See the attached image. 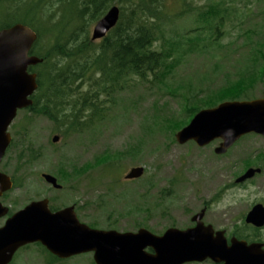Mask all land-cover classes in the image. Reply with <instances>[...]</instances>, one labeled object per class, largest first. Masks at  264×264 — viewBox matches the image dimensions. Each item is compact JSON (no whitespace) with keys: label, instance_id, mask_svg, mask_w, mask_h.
Instances as JSON below:
<instances>
[{"label":"rangeland","instance_id":"rangeland-1","mask_svg":"<svg viewBox=\"0 0 264 264\" xmlns=\"http://www.w3.org/2000/svg\"><path fill=\"white\" fill-rule=\"evenodd\" d=\"M182 1L166 0V3L169 8L179 9ZM193 1L203 4L206 0ZM244 1H239V8L245 16L247 14L248 22H244L242 28L261 26L264 29V0H250L249 7L243 6ZM7 21L10 20L0 16V23ZM94 24L90 27V37ZM246 43L244 36L233 30L220 38V47L214 46L207 52L189 56L166 85L151 86L135 81L130 90L120 94L118 105L106 112L103 121L92 124L81 133L69 132L63 136L50 121L32 116L28 125L29 138L41 153L32 168L35 178L32 177L30 189L11 191L6 205H11L14 210L20 209L36 193L39 197L35 199L53 197L58 205L76 208V201L77 206H81L79 211L85 223L92 217L101 224L106 220L114 222V229L118 231L146 227L160 234L171 222L177 228L186 226L191 214L207 204L204 222L217 230L223 229L228 235L231 229L241 225V218H245L252 204L264 203V137L254 133L244 135L230 148L227 159L219 161L210 147L198 146L192 141L178 143L175 133L180 128L156 129L150 134L145 127L154 123L153 117L162 114H172L176 119H171L172 123L187 124L194 115L187 116L185 110L192 102L200 104L207 96L202 94L187 103L182 93L192 97L199 88L222 89L227 77L234 78L246 66L250 51ZM230 89L227 86L224 91ZM236 91H232L231 96ZM251 93L252 99L264 96V75ZM29 116L31 113L21 109L14 121L24 122ZM54 136H58L57 141L52 140ZM141 140L144 141L142 148L132 152L130 148ZM256 153L260 160L255 159ZM11 157L9 160L15 164L16 153ZM72 165L76 166L75 171L71 169ZM135 166L144 167L142 176L126 179L125 174ZM249 166L263 167V171L249 179L251 182L244 187L227 185ZM43 172L55 177L52 172L59 173L64 191H54L56 189L41 178ZM161 191L169 195L156 208L153 202L159 200ZM165 207L167 213L162 217L160 213ZM14 257L15 264H43L32 250ZM76 260L69 264H86L85 258Z\"/></svg>","mask_w":264,"mask_h":264},{"label":"trees","instance_id":"trees-1","mask_svg":"<svg viewBox=\"0 0 264 264\" xmlns=\"http://www.w3.org/2000/svg\"><path fill=\"white\" fill-rule=\"evenodd\" d=\"M239 1L206 0L199 4L183 0L180 8L174 9L168 7L166 0H0V16L10 20L0 23V28L15 23L31 27L37 37L29 54L41 59L28 67L36 74L37 83L30 96L32 104L24 109L31 116L25 117L24 122L14 121L9 129L12 140L5 154L7 161L1 166L13 182L9 192L17 185L18 189L31 188L32 168L41 156L39 148L29 138L28 125L32 116L50 121L63 136L69 132L81 133L92 124L103 121L106 112L118 105L120 94L130 90L132 83L166 85L189 56L207 52L214 46L220 47V38L233 30L244 36L250 48L246 66L234 78L227 77L222 89L199 88L192 93V97L182 93L187 103L202 94L207 96L200 104L192 102L185 113L191 117L200 109L213 107L226 99L252 98L251 90L264 75V29L261 26L242 28L244 22H248V16L240 11ZM249 3L250 0H245L243 6L249 7ZM112 5H117L120 10L117 23L103 38L92 40L89 32L91 25ZM227 86L231 87L228 92L224 91ZM235 89L237 91L231 96ZM171 119L176 120L172 114L157 115L153 117L154 123L148 124L145 129L152 134L156 129H179L186 124L172 123ZM142 145L144 141L141 140L130 150L136 152ZM14 153L15 164L9 160ZM74 167L72 165L71 169L75 171ZM52 173L62 185L61 189L54 191H64L59 173ZM34 194L30 196V201L39 197V194ZM159 194V200L153 202L156 208L169 195L164 192ZM55 201L53 197L49 198L52 211L65 206ZM74 203L78 217L83 221L79 211L81 206H77L76 201ZM166 213L165 207L160 215L164 217ZM86 223L103 229H114L115 226L110 220L101 224L92 217ZM230 236L248 242H261L264 241V227L248 225L241 218V225L231 229L227 237ZM26 250L35 252L43 264H69L77 261L76 258H85L86 264H95L91 253L61 259L38 242L19 248L16 257ZM15 260L14 257L9 264H15Z\"/></svg>","mask_w":264,"mask_h":264},{"label":"water","instance_id":"water-1","mask_svg":"<svg viewBox=\"0 0 264 264\" xmlns=\"http://www.w3.org/2000/svg\"><path fill=\"white\" fill-rule=\"evenodd\" d=\"M119 7L112 5L94 24L91 39L103 38L115 26ZM37 35L29 26L15 23L0 28V162L11 141L8 127L17 111L32 104L36 90V74L28 67L41 61L29 51ZM255 133L264 137V97L250 100H225L216 106L200 109L175 133L178 143L194 141L198 146L221 139L216 153H224L241 136ZM58 140V136L52 138ZM261 172L248 167L236 181L241 182ZM143 166H135L126 179L142 176ZM42 179L55 189L57 178L43 172ZM12 187L10 177L0 172V195ZM6 208L0 203V215ZM197 213L191 227L166 228L155 234L145 227L136 231L94 228L80 221L74 206L52 211L48 198L32 200L18 209L0 226V264H9L15 252L27 244L38 242L61 259L92 253L95 264H264V242H248L201 221ZM244 221L255 227L264 226V205L254 204Z\"/></svg>","mask_w":264,"mask_h":264},{"label":"flooded vegetation","instance_id":"flooded-vegetation-1","mask_svg":"<svg viewBox=\"0 0 264 264\" xmlns=\"http://www.w3.org/2000/svg\"><path fill=\"white\" fill-rule=\"evenodd\" d=\"M264 97V96H263ZM250 99H252V98H250ZM13 123V122H12ZM11 123V124H12ZM10 128V127H9ZM11 133V132H10ZM243 138V136L242 137H240L239 139H238V141L239 140H241ZM191 141V140H190ZM238 141H236V142H238ZM189 142V141H188ZM192 142H194V141H192ZM220 142H221V139H214V140H212L210 143H208V144H206V145H203L202 147H210V149L215 153V156H216V159L217 160H219V161H223V160H226L227 159V155H228V151L230 150V148L236 143H234L231 147H229L224 153H216L215 152V148L220 144ZM195 143V142H194ZM196 144V143H195ZM257 155H258V153H256L255 155H254V157H256L255 159L256 160H260V158L258 159V157H257ZM4 162H3V158H2V160H1V162H0V172H4L5 173V171H3L2 170V164H3ZM256 167H259V166H256ZM261 168V172L263 171V167H260ZM239 175H241V174H239ZM238 175V176H239ZM257 175V174H256ZM238 176H234V179H233V181L231 182V184H227V185H233V186H237V187H244L245 185H247V184H249V182H251V181H248L249 179H247V180H244V181H241V182H237L236 181V179H237V177ZM17 177H18V171H17ZM15 189H18V185H17V187L15 188ZM162 192V191H161ZM11 192H9V190L8 191H5V192H3L1 195H0V203L2 204V207H5L6 208V210L5 211H2V213H1V215H0V226H2L3 224H4V222L6 221V219L7 218H9L14 212H16V211H18V209H16V210H14V209H12L11 208V205H6V201H7V196H9V194H10ZM214 198V197H213ZM212 198V199H213ZM256 203H262L263 205H264V203L263 202H256ZM256 203H254V204H256ZM254 204H252L251 205V207L254 205ZM207 204L206 205H204L202 208H200V210L199 211H197V212H195V213H193V214H191V216H190V221H189V223L186 225V226H180L181 228H186V227H191V226H194L195 224H196V221L195 220H193V217L197 214V213H200V212H202V217L200 218L201 219V221L204 223V224H210V223H207V222H204V220H203V217H204V215H205V212H206V209H207ZM250 207V208H251ZM250 208L247 210V211H249L250 210ZM247 211H246V213H247ZM245 213V214H246ZM245 216V215H244ZM243 220H244V218H243ZM175 223L174 222H171L170 223V225L169 226H167V227H171V226H173ZM174 226H177V225H174ZM166 227V228H167ZM166 228H164V229H166ZM223 230V229H222ZM264 242V241H263ZM191 263H196V262H191Z\"/></svg>","mask_w":264,"mask_h":264}]
</instances>
